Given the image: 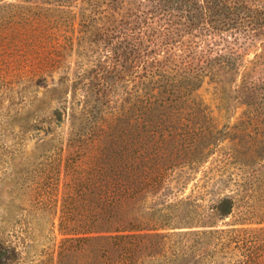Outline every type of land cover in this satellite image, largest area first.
<instances>
[{
  "label": "trees",
  "instance_id": "obj_1",
  "mask_svg": "<svg viewBox=\"0 0 264 264\" xmlns=\"http://www.w3.org/2000/svg\"><path fill=\"white\" fill-rule=\"evenodd\" d=\"M12 31L57 44L26 60L58 74L33 124L55 264L264 262V0H0Z\"/></svg>",
  "mask_w": 264,
  "mask_h": 264
},
{
  "label": "rangeland",
  "instance_id": "obj_2",
  "mask_svg": "<svg viewBox=\"0 0 264 264\" xmlns=\"http://www.w3.org/2000/svg\"><path fill=\"white\" fill-rule=\"evenodd\" d=\"M11 33L13 31L0 36V230L3 232L0 237L5 244L16 248L12 264H55L62 186L51 196H37L35 192L36 183L40 181L38 168L44 159L36 147L41 135L37 130L39 125L33 124L38 117L36 106L46 99L45 85L50 86L52 77L57 79L58 74L31 72L26 60L38 58L40 61L55 51L57 44L48 38ZM199 94L205 102L215 103L205 88ZM237 122L236 118H220L218 127L234 128ZM210 161L203 165V170L211 166ZM197 177H202V173ZM191 185L185 194L189 193ZM255 196L259 199L257 204L262 205L264 192ZM7 255L12 256V252ZM93 258L90 248L76 253L66 264H90Z\"/></svg>",
  "mask_w": 264,
  "mask_h": 264
}]
</instances>
